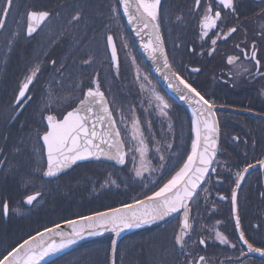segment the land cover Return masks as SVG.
I'll return each mask as SVG.
<instances>
[{
  "label": "flooded vegetation",
  "instance_id": "obj_1",
  "mask_svg": "<svg viewBox=\"0 0 264 264\" xmlns=\"http://www.w3.org/2000/svg\"><path fill=\"white\" fill-rule=\"evenodd\" d=\"M209 2L213 12L219 10L226 23L218 20L215 28L203 29L208 34L202 36V18ZM3 3L4 0H0V6ZM14 3L5 28L0 29V78L3 77L0 135L5 133V138L10 139L9 131H16L19 140L16 160L20 164V159L28 160L35 173H45L46 148L41 136L47 130V121L42 117L53 115L62 119L84 98L89 88H96L97 83L109 99L124 139L120 119L122 107L114 104V95L106 88L107 75L104 70L114 66L118 72L113 75L118 78L120 66L130 65L123 55L122 38L129 43L134 59L140 57L157 83H161L140 52L120 1L14 0ZM233 3L235 14L218 7L217 0H201L200 7H196L195 0L160 2L158 31L173 68L205 99L214 102L219 139L213 166L215 173L221 175L217 180L213 173L190 203L189 223L192 230L185 237L186 248L181 249L174 242L183 222V212H180L169 219L171 222L166 225L162 247L144 252L131 250L130 264H189V261L192 264H264V253L249 250L240 239L242 230L254 248H264V165L259 163L264 160V0H233ZM32 11H47L50 16L29 35L28 14ZM77 13L80 18L73 20ZM231 27H236L237 31L225 37L224 33ZM109 35L113 36L119 52L118 67L109 51ZM212 39L217 40L215 45L211 43ZM253 42L257 50L256 58L261 61L259 71L251 59ZM73 47L105 50L97 74L91 80L87 64L74 67L73 62L64 55L66 49ZM244 51H247L248 58L244 56ZM229 57L237 59L229 63ZM36 66L40 71L26 93L32 99L18 104L19 87ZM102 68L103 75L100 72ZM119 92L120 88L116 87L118 97ZM186 107L192 112L193 109ZM194 115L196 120L199 118L201 121L203 129L202 121L208 118L206 113L202 119ZM0 148L3 155L5 146ZM248 164L254 167L244 174L245 179L237 190L234 212L231 189L235 187L237 171H242ZM237 213L240 217L239 227L235 219ZM217 231L229 242L223 243L217 239ZM201 238L205 240L203 245L199 243ZM199 256H204L205 261H198Z\"/></svg>",
  "mask_w": 264,
  "mask_h": 264
},
{
  "label": "trees",
  "instance_id": "obj_2",
  "mask_svg": "<svg viewBox=\"0 0 264 264\" xmlns=\"http://www.w3.org/2000/svg\"><path fill=\"white\" fill-rule=\"evenodd\" d=\"M104 51L73 47L66 49L64 55L73 62L74 67L87 64L91 80L97 74ZM139 61L140 57L137 63L140 70L142 67H139ZM130 65L120 66L118 78L113 75L118 72L114 66L110 70L104 69L107 75L106 88L113 93L114 104L122 107V131L127 147L125 163L87 161L57 177L38 174L31 169L28 160L20 159L21 164L16 160L15 155L19 153L16 131H9L10 139L5 138V133L0 135V147L4 145L6 149L3 155L0 154V161H4L0 165V204L5 201L9 204L7 216L0 211V258L45 228L153 194L183 166L187 155L191 153L194 140L192 112L153 77L169 105L164 109L167 115L162 114L157 107L159 102L156 97L148 101L150 94L142 87L143 77H138ZM145 68L148 69L146 65ZM104 70L101 69V75ZM116 87L120 88L119 97ZM11 115L12 112L9 113ZM137 119L139 131L143 133L148 148L143 157L146 170H142L140 176L136 175V170L141 167L139 145L131 135L133 122ZM161 155L163 160L160 159ZM36 193H39L37 198L31 204L27 203L26 197ZM169 222L171 220L153 223L123 235L116 246V264H130L131 250L140 249L144 252L161 248ZM112 241L113 233L84 239L44 264H111Z\"/></svg>",
  "mask_w": 264,
  "mask_h": 264
},
{
  "label": "snow or ice",
  "instance_id": "obj_3",
  "mask_svg": "<svg viewBox=\"0 0 264 264\" xmlns=\"http://www.w3.org/2000/svg\"><path fill=\"white\" fill-rule=\"evenodd\" d=\"M161 0H121L124 7V12L128 14L129 21L133 23L142 24L144 28L151 26L154 32L155 45L150 40L144 45L145 49L149 50V55L154 61H158L160 56L163 57V66L170 70V75L178 82L177 85H172L180 93V98L194 102L196 107L193 108L194 114L207 115L208 118L202 121L203 129L201 128V121L199 118L196 120V139L192 141L191 153L187 155L186 161L183 166L179 168V171L175 173L164 183L158 191L153 192L151 196H146L144 200H135L132 204H122L118 208H108L106 211L95 212L89 216L79 217L78 220L66 221L67 224L71 225L73 232L64 235L57 231L60 225H55L53 228H45L43 232H37L34 236H29L28 239L23 240L22 243L17 244L15 247L8 251L6 255L0 258V264H40L45 257H51L56 255L58 252L67 248L70 245L76 243L77 239L81 237L82 231L85 227L91 229L88 234L95 235L96 229L104 227L107 230L108 226H111L112 230L119 236L120 231L124 229L137 228L141 225L153 224L158 220H164L165 217L183 210V222L180 226V231L174 237V242L180 246L181 249L187 247L185 237L190 235L192 230V224L189 223L190 208L188 201H193L198 196L197 189L201 186V183H208L213 173H215L214 161L218 151V126L217 120L214 113L213 103L208 99H205L203 95L184 81L178 73H171V65L168 62L167 53L164 49V42L161 34L159 33V6ZM201 0H195L196 7H200ZM218 7L231 10L233 14L236 13V9L233 0H217ZM15 7L14 0H4L2 6H0V29H4L6 21L11 15L12 9ZM134 9V11H130ZM116 11V9H113ZM50 16L47 11H32L28 14L31 21L37 24L43 22ZM80 14L77 13L73 16V20H78ZM226 23L222 17L221 12L216 10L213 12L212 4L209 2L204 9V15L202 18V36H206L207 31L203 29H213L216 27V22ZM35 31L33 24L27 26V33ZM237 31L236 27H231L224 36L227 37L231 33ZM15 35V34H14ZM139 35V31L137 32ZM262 38H264V32H262ZM107 41L112 47V57H116V44L113 41L111 35L107 36ZM216 39H212L211 43L215 45ZM11 42H9V46ZM127 46V45H125ZM160 53V56L157 55ZM244 56L248 58L247 51H244ZM257 50L256 45L253 42L251 59L255 61L259 66L261 61L256 58ZM134 59V58H133ZM234 57H229L228 62L233 63ZM53 63H55L53 61ZM88 63V61H85ZM118 67V60H117ZM40 71L39 66H36L31 70V73L27 75L24 82L21 84L18 90L17 103L24 104L32 99L30 95H26L29 92V86L36 79L38 72ZM198 71V69L196 70ZM171 84V81H170ZM179 84H183L184 87H178ZM51 100V95L49 97ZM156 100L159 102L157 107L160 108L161 113L167 115L164 109L168 108L169 105L160 95H156ZM48 107V105H45ZM96 108L95 121L89 127V121L92 119L91 115L93 109ZM47 121V130L43 132L41 139L43 144L47 148V170L44 173L47 176H55L62 169L67 168L77 161L88 160L89 158L99 159L101 156L113 159L120 164L125 163L126 152L124 151V140L121 138L120 129L116 126V119L112 116V113L108 107L107 101L105 100L104 93L99 90V84L97 83L95 90L89 88L83 99L79 101L76 108L68 111L62 119H57L53 115H47L42 117ZM123 121V115L120 116ZM107 123V130L98 133L96 124ZM203 133V145H201V137ZM40 136V133L37 132ZM132 139L139 145L138 151L141 156V167L136 170V175L140 176L142 170H146L144 165L143 157L148 151L147 144L143 137V133L139 131L138 119L133 122L131 130ZM93 139L99 140V143L94 144ZM235 139H239L236 137ZM100 144H104L107 148H101ZM171 145H169V148ZM202 149V150H201ZM159 152V149H157ZM163 160V155L160 156ZM133 164H135V157L132 158ZM260 164L264 165V160L259 161ZM4 161H0V165H3ZM254 167L252 164H248L243 168L242 171H237L235 187L231 189V203L233 205V211H236V200L237 190L241 187V181L245 179L244 174L248 172L250 168ZM212 169L210 172L209 169ZM39 171V169H37ZM217 180H219L220 173H215ZM207 192V189H204ZM39 195H29L26 197L27 203L31 204ZM264 195V194H262ZM224 199H227L226 197ZM0 211L7 216L9 212V204L5 201L0 204ZM237 227H239L240 217L238 213L235 216ZM219 223V222H217ZM79 225V229L77 226ZM52 235L61 236L62 239L59 243L54 241L46 242L45 237L49 238ZM216 238L221 240L223 243H228L227 237L222 233L216 232ZM240 239L246 244L251 251H258L264 253V248H254L251 243L245 238L244 232L241 230ZM200 244H204L205 240L201 238ZM235 246V245H233ZM116 241H112V264H116ZM198 261H205L204 256H199ZM192 264V261H189Z\"/></svg>",
  "mask_w": 264,
  "mask_h": 264
},
{
  "label": "water",
  "instance_id": "obj_4",
  "mask_svg": "<svg viewBox=\"0 0 264 264\" xmlns=\"http://www.w3.org/2000/svg\"><path fill=\"white\" fill-rule=\"evenodd\" d=\"M119 1H120V5H121V9H122L123 15L125 16L126 21H127V23H128V26H129V28L131 29V31H132V33H133L135 39H136V42H137L138 47H139V50H140V52L143 54L145 60L148 62L149 66H150V68H151V70H152V72L155 74V76L157 77V79L159 80V82H160L161 85L165 88V90H166L167 92H169L172 96L176 97V98H177L182 104H184L185 106L190 107L191 110H192L194 107H196L195 103H194V102H190L189 100H185V99H181V98H180V93L176 90L175 87L172 86V85H177L178 82L174 79L173 76L170 75V70H169L168 68H165V67L163 66V57L160 56V53H157V55L160 56V59H159L158 61H154V60L152 59V57L149 55V50L145 49V47H144V45L147 44L150 40H152V41H153V45H155L154 32H153V29L151 28V26L148 27V28H144L142 24H139V26H138L137 23L130 22V21H129L128 14H126V13L124 12V7H123V4L121 3V0H119ZM133 2H134V0H133ZM130 11H134V9H130ZM30 23L33 24V26L35 27V30H36V29L42 24V22H40V23L37 24L36 22L31 21V20L29 21V24H30ZM138 31H139V35H137V32H138ZM33 32H34V31H33ZM33 32H32V33H33ZM32 33H31V34H32ZM112 37H113V36H112ZM113 41L115 42L114 38H113ZM115 44H116V43H115ZM163 46H164V44H163ZM164 49H165V51H166V53H167V50H166L165 46H164ZM109 51H110V53H111V55H112V47H111V44H109ZM116 57H117V59H113V60H114L115 63L117 64V60H119V52H118V49H117V45H116ZM167 58H168V62H169V64L171 65V73H177V72L175 71V69L173 68V66H172V63H171V61H170V59H169V56H168V53H167ZM170 81H171V84H170ZM178 87L183 88L184 85H183V84H179ZM93 89L95 90V88H93ZM99 90H100L101 92L104 93L105 100L107 101L108 107H109V109H110V111H111V113H112V116L114 117L113 112H112V109H111V105H110V102H109V99H108L107 95L105 94V92H104L102 89H99ZM86 93H87V92H86ZM85 95H86V94H85ZM78 104H79V103H78ZM78 104H77V106H78ZM77 106H76V107H77ZM76 107H75V108H76ZM96 110H97V109L94 108L92 114L81 113L82 115H91V116H92V119L89 121V127H91L92 123H93V122L95 121V119H96V117H95V112H96ZM192 112H193V110H192ZM203 115H205V114L199 115L198 117H201V119H202ZM193 116H194L193 118H194V124H195V120H196V119H195V115H194V113H193ZM116 126L119 128L117 122H116ZM96 129H97V132H98V133H102V132L106 131V130H107V123H105V124H103V125H101V124H96ZM119 129H120V128H119ZM120 132H121V130H120ZM121 138L123 139L122 133H121ZM123 140H124V139H123ZM93 143H94V144H97V143H99V140H97V139H93ZM201 145H203V135H202V138H201ZM100 147H101V148H105V150H107V148H106V146H105L104 144H100ZM45 148H46V145H45ZM201 150H202V149H201ZM124 151L126 152V156H127V147H126L125 141H124ZM126 156H125V159H126ZM46 158H47V148H46ZM87 161H107V162H117V161H115V160H113V159H109V158L104 157V156H101L99 159H96V158H89L88 160L77 161L76 164H73V165H71V166H69V167H67V168L62 169L59 173H57V175L52 176V177H57V176H59L60 174H62V173H64V172H66V171L72 169V168L75 167L77 164H79V163H83V162H87ZM117 163H118V162H117ZM209 170H210V169H209ZM166 183H167V182H166ZM202 184H203V183H201V185H202ZM200 187H201V186H200ZM200 187H199V188H200ZM199 188H198V189H199ZM198 189H197V191H198ZM158 190H159V189H158ZM158 190H157V191H158ZM151 195H152V194H151ZM151 195H149V196H151ZM139 200H144V198L139 199ZM132 203H133V202H131V203H127V204H132ZM190 203H191V201H188V205H189V206H190ZM120 206H121V205H120ZM120 206H116V207H113V208H118V207H120ZM106 210H107V209L102 210V211H106ZM102 211H98V212H102ZM180 212H183V210L181 209L180 211H178V212H176V213H172L171 215L165 217L164 220H158V221H156L155 223H158V222H160V223L166 222L167 220H169V219H171L172 217L176 216V215L179 214ZM92 214H93V213L88 214V215H84V216H89V215H92ZM80 217H82V216H80ZM78 219H79V217H77V218H73V219H69V220H78ZM69 220H66V221H69ZM66 221H63V222H60V223L55 224V225H60V228L57 229V231L63 233L64 235H68V234H70V233L73 232V228H72V226L69 225V224H67ZM55 225H53V226H51V227H48V228H53ZM148 225H151V224H148ZM144 226H147V225H142V226L137 227V228L124 229V230L120 231L119 236L116 235V232L112 230L111 226H108L107 230H105L104 227H99V228L96 229V230L102 229L103 231H102L101 233H99V234H95V235H93V236L100 235V234H105V233H113V240L116 241V246H117L118 241L120 240V238H121L123 235H125V234H127L128 232H131V231H133V230H135V229H138V228L144 227ZM77 229H79V225L77 226ZM90 230H91V229L85 227V229L82 231L81 235L86 234V233L89 232ZM43 231H44V229L41 230V231H39V232H43ZM34 235H36V234H34ZM34 235H32V236H34ZM93 236H89V237L82 238V239L79 240L78 242H80V241H82V240H84V239H87V238L93 237ZM28 238H29V237H28ZM28 238H27V239H28ZM49 239H50V240H52V239H58V240H61L62 237H61V236H56V235H52L50 238H49L48 236L45 237L46 242L49 241ZM22 242H23V241H22ZM22 242H21V243H22ZM78 242H77V243H78ZM77 243H75V244H77ZM75 244H74V245H75ZM74 245H73V246H74ZM73 246H72V247H73ZM72 247H70L69 249H71ZM69 249H67V250H69ZM67 250H66V251H67ZM64 252H65V251H64ZM62 253H63V252H62ZM60 254H61V253H60ZM58 255H59V254H58ZM56 256H57V255H56ZM54 257H55V256H53V257H51V258L45 260L42 264H44L45 262L49 261L50 259H52V258H54ZM112 259H113V256H112ZM112 259H111V261H112ZM111 264H112V262H111Z\"/></svg>",
  "mask_w": 264,
  "mask_h": 264
},
{
  "label": "rangeland",
  "instance_id": "obj_5",
  "mask_svg": "<svg viewBox=\"0 0 264 264\" xmlns=\"http://www.w3.org/2000/svg\"><path fill=\"white\" fill-rule=\"evenodd\" d=\"M124 39L125 38H122V44H124L123 55H125V57L128 58V60L130 61L129 64H131L135 72L138 73L136 75H138V77H143L141 80V84H142L143 89L146 88L149 91L150 95L148 97V101H151L154 97H156V95H160L164 98V96L162 95V91L158 87V84L154 81L153 76L151 75L150 71L146 68L144 69V65L141 61H139V67L140 68L142 67V68L139 70L137 66L138 58L133 60L134 54L132 50L130 49L129 43L125 41Z\"/></svg>",
  "mask_w": 264,
  "mask_h": 264
},
{
  "label": "bare ground",
  "instance_id": "obj_6",
  "mask_svg": "<svg viewBox=\"0 0 264 264\" xmlns=\"http://www.w3.org/2000/svg\"><path fill=\"white\" fill-rule=\"evenodd\" d=\"M195 122H196V120H195ZM195 127H196V123L194 124V130H195ZM195 139H196V132H195ZM141 226H142V225H141ZM102 231H103L102 229H99V230H96V233L99 234V233H101ZM89 236H93V235H89L88 232H87L86 234H84V235H81V237L77 239L76 243H77L79 240H81L82 238L89 237ZM51 241H54V242H56V243H59V242H60V240H58V239H52ZM73 245H74V244H73ZM73 245L68 246L67 248H65V249H63L62 251L58 252L56 255H58V254H60V253H62V252H64V251H66L67 249H69V248L72 247ZM56 255H54V256H56ZM51 257H53V256H51ZM51 257H45L44 260H42V261L40 262V264H42L45 260H47V259H49V258H51Z\"/></svg>",
  "mask_w": 264,
  "mask_h": 264
}]
</instances>
